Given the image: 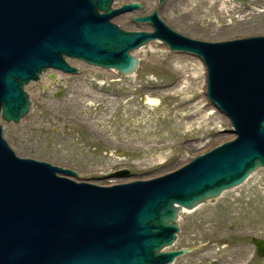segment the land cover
<instances>
[{
  "label": "water",
  "instance_id": "water-1",
  "mask_svg": "<svg viewBox=\"0 0 264 264\" xmlns=\"http://www.w3.org/2000/svg\"><path fill=\"white\" fill-rule=\"evenodd\" d=\"M140 8L136 1L0 0V119L16 123L26 115L25 85L42 73L77 74L68 59L127 75L139 63L132 52L159 40L202 62L206 97L235 137L162 175L97 185L73 179L78 173L68 167L18 156L0 124V264L171 263L192 249L165 250L181 232L179 212L264 168V34L195 40L170 29L156 11L133 18L148 30L112 21ZM251 242L264 256V238Z\"/></svg>",
  "mask_w": 264,
  "mask_h": 264
},
{
  "label": "rangeland",
  "instance_id": "rangeland-1",
  "mask_svg": "<svg viewBox=\"0 0 264 264\" xmlns=\"http://www.w3.org/2000/svg\"><path fill=\"white\" fill-rule=\"evenodd\" d=\"M129 1L141 9L113 21L127 30H147L133 18L151 12L155 0L114 4ZM165 1L173 22L209 40L264 34V0ZM132 53L139 63L131 74L68 59L77 74L49 70L26 84L31 98L26 115L16 123L0 119L10 147L20 157L73 169L75 180L109 185L164 174L234 138L228 119L209 104L205 86L200 88L205 80L200 60L160 41ZM122 168L128 177L110 176ZM178 224L181 232L170 248L192 249L172 264H264L251 242L264 238V169L213 201L180 212Z\"/></svg>",
  "mask_w": 264,
  "mask_h": 264
},
{
  "label": "flooded vegetation",
  "instance_id": "flooded-vegetation-1",
  "mask_svg": "<svg viewBox=\"0 0 264 264\" xmlns=\"http://www.w3.org/2000/svg\"><path fill=\"white\" fill-rule=\"evenodd\" d=\"M173 1L175 2V0H173ZM232 1L235 2V3H238L237 5L242 4V1H234V0H232ZM226 2H227V0H226ZM155 4H156V6L152 10H156L157 13H158V15H159V17L162 19V21L168 27H170L172 30H174V31H176V32H178V33H180V34H182L184 36L190 37V38L200 39V40H209L208 38L203 37L202 35L197 34L196 32H194V30L192 29V27L185 26L183 24H177V23L173 22L167 16V14L165 12V6L167 5L165 0H161V1L155 0ZM182 13H184V15L185 14H188V13H190V10H187L186 12H182ZM191 13H192V10H191ZM225 39H229V38H225ZM225 39H222V40H225ZM210 41H214V40H210ZM255 255L258 256V254L256 253V251H255Z\"/></svg>",
  "mask_w": 264,
  "mask_h": 264
},
{
  "label": "bare ground",
  "instance_id": "bare-ground-1",
  "mask_svg": "<svg viewBox=\"0 0 264 264\" xmlns=\"http://www.w3.org/2000/svg\"><path fill=\"white\" fill-rule=\"evenodd\" d=\"M95 67V66H94ZM98 68V67H97ZM101 69H103V68H101ZM112 71L111 69H105V71ZM65 74V73H64ZM42 75V74H41ZM30 83V82H29ZM204 86H205V80L204 81H202V85H200V88H203L204 89ZM149 101H153V99L152 98H149ZM201 102H202V100H201ZM210 108V107H209ZM184 211H190V210H186V209H183Z\"/></svg>",
  "mask_w": 264,
  "mask_h": 264
}]
</instances>
